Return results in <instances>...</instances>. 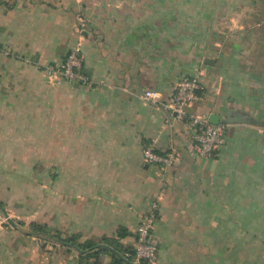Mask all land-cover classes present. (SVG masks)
<instances>
[{"label": "crops", "instance_id": "obj_1", "mask_svg": "<svg viewBox=\"0 0 264 264\" xmlns=\"http://www.w3.org/2000/svg\"><path fill=\"white\" fill-rule=\"evenodd\" d=\"M73 48L88 83L44 79L37 64ZM245 48L264 54V0H0V209L39 210L42 225L98 244L123 228L130 255L155 207L158 264H264V126L220 122L223 145L202 157L165 107L196 76L188 112L264 120V61L242 63ZM147 89L158 103L142 99ZM150 143L174 153L171 167L144 161ZM11 224L0 226V264H78L77 253L35 254Z\"/></svg>", "mask_w": 264, "mask_h": 264}, {"label": "built area", "instance_id": "obj_2", "mask_svg": "<svg viewBox=\"0 0 264 264\" xmlns=\"http://www.w3.org/2000/svg\"><path fill=\"white\" fill-rule=\"evenodd\" d=\"M83 58L77 48L71 49L63 61L58 64L40 63L37 69L42 77L53 81H68L79 84L88 83V77L84 73ZM199 88V80L196 76L181 78L175 86L172 96L166 102L165 107L177 120L186 122L192 129V138L196 145L197 155L211 156L219 146L224 143V132L221 123L210 124L203 114L192 113L186 110L196 98V90ZM142 99L150 103H158L159 95L153 90H144ZM142 157L146 163L155 164L162 168L171 167L175 161L173 152L158 153L152 143L144 146ZM155 207L141 215L135 232V242L132 250L134 262L145 261L146 264H158L157 245L152 241L150 232L155 221ZM7 217L0 210V224Z\"/></svg>", "mask_w": 264, "mask_h": 264}, {"label": "trees", "instance_id": "obj_3", "mask_svg": "<svg viewBox=\"0 0 264 264\" xmlns=\"http://www.w3.org/2000/svg\"><path fill=\"white\" fill-rule=\"evenodd\" d=\"M30 232L26 233L27 235H40L44 234L46 236H52L51 238L55 239L64 246H67L71 249L77 251L78 254V264H84L92 260V264H97V259L99 254L109 253L111 257L110 264H127L129 261V249H125L121 253L120 240L123 239L127 234L126 230L123 228H118L115 237H101L100 243H95L92 239H85L81 242L80 234L72 235H62V233L56 229H51L45 225H39L36 222H30L29 224ZM127 255V256H126ZM138 264H146L145 261H139Z\"/></svg>", "mask_w": 264, "mask_h": 264}, {"label": "rangeland", "instance_id": "obj_4", "mask_svg": "<svg viewBox=\"0 0 264 264\" xmlns=\"http://www.w3.org/2000/svg\"><path fill=\"white\" fill-rule=\"evenodd\" d=\"M243 42H244V44H247L249 42V39L246 38V39H244ZM255 49L256 48H248V50H247V48H245V51L242 54H238L242 63L244 61V63H246V64L253 65V64H259V62L261 63L264 61V54L256 52ZM247 67H246V69L237 71L238 78L241 77V75H242V77L246 76V78L250 77L249 73L254 71V70L251 68L247 69ZM34 174H35V176H34V186H33V199L35 202V201L39 200V196H40V183L36 182V180L39 179V176H40V167L39 166H37L35 168ZM37 205H39V202L37 203ZM6 217H7V220L3 221L0 224V226H3V227L10 226L11 223L9 222V220H11L12 224L15 225V227L17 228V231L20 234H22L24 236H28V237H33V239H35L34 244L36 245V246H34L35 254L44 256L46 254L56 255L57 253H61V254H65L66 256H68V254L71 255L70 252L71 253H77L74 250L72 252L71 249L66 250L64 248L61 250L60 249L55 250L54 246L52 245V240H54L53 238H51L52 236L49 237V236H46L44 234H40V235H32V234L27 235L26 234V233L30 232V228H29L30 222H36L37 224L42 225L39 210L36 213H34L33 215H27L26 217L22 216L23 220L20 217L19 218H16L13 216L11 217V215H8V214ZM62 233H63V236L64 235H71L70 233H67V232H65V233L62 232ZM90 238L92 239V236ZM84 239L85 238L83 236H81L78 241L81 242ZM84 264H92V260H90Z\"/></svg>", "mask_w": 264, "mask_h": 264}, {"label": "water", "instance_id": "obj_5", "mask_svg": "<svg viewBox=\"0 0 264 264\" xmlns=\"http://www.w3.org/2000/svg\"><path fill=\"white\" fill-rule=\"evenodd\" d=\"M203 62L206 64L213 65L214 59L205 58L203 60ZM208 122L210 124H213V125H217L220 122H228V123L240 122V123H247V124L254 125V126H264V120L256 119V118L248 115L246 112L235 111L233 109L227 110L224 117L220 114L211 113L208 116ZM1 211L5 216H7L5 211H3V210H1ZM9 222L12 223L11 220H9Z\"/></svg>", "mask_w": 264, "mask_h": 264}]
</instances>
